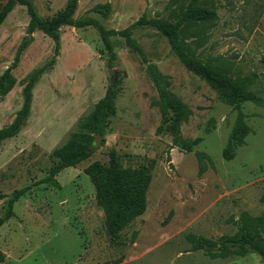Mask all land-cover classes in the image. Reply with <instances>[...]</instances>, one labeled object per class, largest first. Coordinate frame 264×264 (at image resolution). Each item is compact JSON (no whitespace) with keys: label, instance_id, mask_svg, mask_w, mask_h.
I'll return each instance as SVG.
<instances>
[{"label":"rangeland","instance_id":"1","mask_svg":"<svg viewBox=\"0 0 264 264\" xmlns=\"http://www.w3.org/2000/svg\"><path fill=\"white\" fill-rule=\"evenodd\" d=\"M52 18L68 0H31ZM189 0H79L74 18L91 17L121 29L140 15L175 19ZM5 0H0V8ZM217 16L186 24L181 38L194 55L235 80L256 76L247 90L264 96V0H197ZM28 14L16 4L0 24V74L26 35ZM145 61L121 36H111L115 58L93 26L60 30L51 69L32 88L30 114L20 131L0 143V215L13 190L45 176L63 155L92 137L93 152L54 180L32 185L0 226V264H264L261 256H211L186 235L217 241L233 234L242 211H264V103L229 100L187 69L167 39L151 26L133 29ZM53 41L40 30L0 91V128L22 105L28 75L52 56ZM148 63L190 109L181 122L191 151L171 146V114L151 80ZM113 70V75L110 73ZM109 83L117 88L104 141L91 129V114ZM247 129L234 137L238 115ZM116 155L122 168L148 174L145 210L111 234L86 172ZM264 227V223H263Z\"/></svg>","mask_w":264,"mask_h":264},{"label":"trees","instance_id":"2","mask_svg":"<svg viewBox=\"0 0 264 264\" xmlns=\"http://www.w3.org/2000/svg\"><path fill=\"white\" fill-rule=\"evenodd\" d=\"M78 1L68 0L64 8L52 18L41 17L37 13L31 0H5L1 6L0 24L16 4L24 5L29 16L26 25V35L17 47L12 62L0 74L1 92L6 91L9 87L11 83V70L17 65L21 52L31 40V34L35 30L42 31L52 39L53 51L51 58L32 71L25 80L22 88V105L13 120L6 126L0 128V143L5 139L15 136L28 118L32 100V88L41 74L52 68L55 57L59 54L60 30L64 25L75 28L89 25L93 26L97 30L103 46L108 53V64L115 58L114 45L110 39L111 36L115 35L121 36L125 44L136 51L141 59L145 61L143 52L136 43L132 31L138 27L151 26L167 39L173 52L187 69L220 91L224 97L232 101L252 99L264 103V96L256 95L247 90V87L256 76L255 72L250 73L242 80L232 79L216 67L191 53L181 38V31L186 24L195 19L216 17V8L200 7L196 4L197 0H189L173 20L153 18L142 14L129 25L121 29H116L105 27L91 17L74 18L73 14ZM147 68L163 105L171 114L168 125L172 137L171 146H176L184 151L193 150L195 146L194 141L184 138L180 130L181 122L189 115L190 109L169 89L167 80L160 74L155 65L148 63ZM116 95L117 88L113 83H109L103 96L96 102L91 114L90 129L94 134L101 137L102 142L104 141L107 120L115 109ZM246 129V124L242 120V114L239 113L238 125L234 131V137L240 139ZM93 148L92 137L90 136L81 141L73 152L63 155L50 167L45 176L32 184L13 190L8 196L5 208L0 215V226L14 215V202L27 192L32 185L53 181L55 175L60 170L68 166H74L90 156ZM86 172L95 188L97 201L102 206L104 224L109 233H117L127 222L145 210V194L150 181L148 174L141 173L137 170L122 168L116 155L111 156V160L107 166L94 164L87 168ZM263 223L264 211L257 216H252L246 211H242L237 219V230L231 235H224L217 241L191 233L187 234L186 237L191 242L193 248L203 249L211 256H226L230 254L243 256L249 252H255L264 261Z\"/></svg>","mask_w":264,"mask_h":264},{"label":"water","instance_id":"3","mask_svg":"<svg viewBox=\"0 0 264 264\" xmlns=\"http://www.w3.org/2000/svg\"><path fill=\"white\" fill-rule=\"evenodd\" d=\"M110 73H111V75H113V70L112 69H110ZM97 136H99V135H97ZM100 137V136H99Z\"/></svg>","mask_w":264,"mask_h":264}]
</instances>
